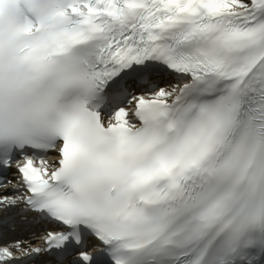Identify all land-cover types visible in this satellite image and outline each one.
Masks as SVG:
<instances>
[{
    "label": "snow or ice",
    "instance_id": "1",
    "mask_svg": "<svg viewBox=\"0 0 264 264\" xmlns=\"http://www.w3.org/2000/svg\"><path fill=\"white\" fill-rule=\"evenodd\" d=\"M44 256L264 264V0H0V264Z\"/></svg>",
    "mask_w": 264,
    "mask_h": 264
},
{
    "label": "bare ground",
    "instance_id": "2",
    "mask_svg": "<svg viewBox=\"0 0 264 264\" xmlns=\"http://www.w3.org/2000/svg\"><path fill=\"white\" fill-rule=\"evenodd\" d=\"M10 179H16L14 174L10 175ZM23 228L27 231V234L29 236L26 238V241L30 242H37V243H42V241H37L36 236L39 235L42 231L44 226L41 224L33 225L31 224V221H24ZM20 234H16L14 238L20 237Z\"/></svg>",
    "mask_w": 264,
    "mask_h": 264
}]
</instances>
